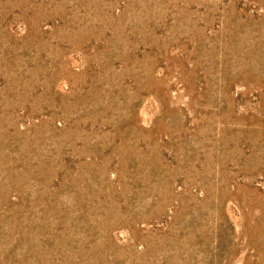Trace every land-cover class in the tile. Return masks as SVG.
Here are the masks:
<instances>
[{"label": "rangeland", "instance_id": "rangeland-1", "mask_svg": "<svg viewBox=\"0 0 264 264\" xmlns=\"http://www.w3.org/2000/svg\"><path fill=\"white\" fill-rule=\"evenodd\" d=\"M0 264H264V0H0Z\"/></svg>", "mask_w": 264, "mask_h": 264}]
</instances>
